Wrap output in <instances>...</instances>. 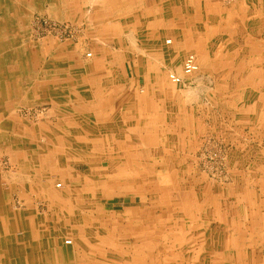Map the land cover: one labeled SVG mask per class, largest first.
Here are the masks:
<instances>
[{"label":"rangeland","instance_id":"1","mask_svg":"<svg viewBox=\"0 0 264 264\" xmlns=\"http://www.w3.org/2000/svg\"><path fill=\"white\" fill-rule=\"evenodd\" d=\"M68 1L64 8L69 10ZM258 1L262 23L256 33L264 39L262 0ZM98 3L99 0H86L83 16L73 19L63 18L58 8L57 16H52L49 5L44 11H34L26 35L29 43L47 41L49 45H65L67 50H76L84 58L92 59L94 45L107 44L102 33L92 35L97 20L101 22L104 18L94 15L93 8ZM185 4L189 6L174 11L175 29L185 27L184 41L196 48H187L182 56L171 54L172 64L159 65L164 76L160 87L174 93L175 104L170 103L169 109L165 108L163 99L155 95L159 83L154 73L151 77L145 71L138 81V58L141 63L146 61L149 71L154 72L158 66L157 55L151 51L152 35L147 33L151 31L148 23L151 24L155 17L145 15L138 16V21L134 16L110 17L113 23L125 24L126 32L122 35L128 51L125 66L128 77L135 80V92L143 99L150 98L139 127L138 108L130 106L124 117L105 118L101 134L109 133L110 137H101L99 141L79 139L78 145H70L58 140L57 133V136L63 134L58 128L44 127L47 134L52 135L51 139L47 137L49 134L41 132L39 124L50 115V105L23 108L16 113L29 128L13 126V131L0 135V171L9 174L6 176L9 182L4 181L3 187L9 189L10 210L17 216V221L22 222L20 228L30 227V216L35 214L34 211L38 216L47 217L53 227L62 221L65 224L64 241L73 239L70 234L73 230L84 228L86 231L92 222L89 224L92 228L100 227L105 231L101 235L106 236V240L97 239V246L105 249L91 255L90 242L79 241L83 248L77 247V250L88 259L87 264H264L262 255L257 253L262 252L260 241H257L260 249L249 247V253L236 255L238 251L232 250L247 246L245 232L236 230L228 239L220 238L226 233L222 217L225 212L227 221L245 222L250 210L245 196L250 193L248 188L250 194L255 192V198L259 195L260 199L264 191V128L261 125L264 113L252 112L248 105L242 106L241 103H247V97L232 96L231 85L239 86L240 80L221 79L227 75L225 72H236L238 63H248L252 57L246 53L244 45L252 44L255 32L250 29L254 17L251 18V11H246L248 16L241 15L243 9L239 0H186ZM256 6L253 2L245 8L252 7L255 12ZM45 20L73 24L74 36L62 39L55 34H42L37 26ZM231 23L233 30L218 32L219 26ZM167 26L169 24L164 23V27ZM217 37L224 41L219 44V49L216 48ZM166 39L173 42L166 43ZM174 43L175 38L171 35L164 37V45ZM202 44L205 48L198 51L197 46ZM221 46L224 47L223 56L216 55V51L222 50ZM118 50L115 48L114 53ZM189 53L197 55L200 71L193 81L189 79L185 84L176 85L167 75L170 71L177 73L179 69L181 75ZM246 84L248 82L244 80L241 85L245 87ZM259 85L263 86L262 82ZM155 99L158 117L154 116L155 111H150L151 100ZM118 124L124 126L118 127ZM24 137L35 141L34 147L47 144L42 150L46 157L37 152L27 160L22 158L23 151L15 152L16 156L12 154V146L18 148L15 140L19 142ZM19 147L23 144L19 143ZM27 162L30 165H26ZM21 164L24 169L19 167ZM103 166L107 168L102 170ZM25 170L27 175L23 174ZM90 188L94 197L89 196ZM73 202L75 206L84 204L82 214L77 209L80 218L69 209ZM87 206L90 207L88 212ZM62 207L65 212L61 213ZM66 212H70L69 215ZM89 212L94 218L86 224L87 217L84 216ZM11 221L15 222L9 215L3 217L1 227L12 230ZM14 246V257L19 261L22 247L19 243ZM68 246H74V243ZM37 255L34 253L29 259L33 260ZM18 261L12 260V264Z\"/></svg>","mask_w":264,"mask_h":264},{"label":"crops","instance_id":"2","mask_svg":"<svg viewBox=\"0 0 264 264\" xmlns=\"http://www.w3.org/2000/svg\"><path fill=\"white\" fill-rule=\"evenodd\" d=\"M5 1L9 2L10 0ZM69 1L68 7L70 8L68 10L64 8L67 6L66 0H56L58 9H60L62 14L61 16L63 18L70 17L72 19L75 18V16H83L86 0ZM185 1L186 0H99V3L93 8L94 15H101L104 16V18L101 22L97 20L95 23L96 20L94 21L96 27H93L92 35L102 33L104 35L103 39L107 41V44L103 46L94 45L95 54L92 59L84 58V56L77 53L76 50H67L65 46H58L54 43L53 45L52 43L49 45L46 43L47 41L30 44L28 36H21L15 38V40L13 39V41L6 46L8 48L6 52H8L9 55L18 50L20 54H23V69H25V71L22 72L24 74H21L19 77H12L10 83H5L9 88L8 95L11 96L12 99L8 101V103L10 102L9 104L0 106L2 117L0 123H4V125L8 124V126L29 128V125L17 116L16 113L23 110V108L31 107V105L41 106L47 104L51 106L50 115L39 124L42 133H44V127L50 129L58 128L63 132L62 137H67L68 139L71 138L74 140L76 137H80L87 141H99L101 137H110L109 133L106 134L103 132L101 134V128L104 126L103 122L105 118L114 119L116 116L122 115L124 117V112H126L127 107L136 106V108H138L139 127L143 115L148 110L146 104H148L147 101H149L150 98L143 99V97L135 92V80L132 79L133 77H128L125 66L128 57L127 47L123 44L122 36L124 32H126L124 28L125 24L123 26L120 22H111V16L116 17V19H118V17L134 16L137 18V21L138 16L150 15L155 17L152 19L151 24L148 23V27L151 28V31L147 33L152 35L153 45L151 46V51L157 55L158 66H155L154 72H152L151 69L149 71L150 66L146 61L144 60L141 63L138 58V81L143 78V72L148 71L151 77L154 73L159 83V85L157 84L158 89H156L157 93L155 95L163 99L162 102L165 104V108L169 109L170 103L175 104L174 93L171 90H167L166 94L164 88L163 91L160 87L164 76L161 74L162 72L159 65L160 63H164V65L172 64L170 59L171 54L177 55L179 51L183 53L189 47L196 48L195 45H191L184 41L183 32L187 31V29L183 30L185 27L180 26L181 28L179 30L175 29L174 11L176 8L188 7L189 5H186ZM239 2L243 9L241 11L243 14L241 15L248 16L245 14L246 11H251V18L254 17V23H251L253 26L250 29L252 33L255 32L252 35V44L244 45L246 47V53H249L252 57L249 58L248 63H238L239 66H236V72L233 70H231L230 73L225 72L227 75L221 77V79L229 78L232 81L240 80L241 84L244 80H247L248 84H246L245 87L241 84L239 86L234 85V83H232V85L230 84L231 90H234L231 91L232 96L247 97V103H241L242 106L248 105L250 110L252 109V112L264 113V39L260 38V33H256L258 32L256 28H261L260 23H262V19L259 16L261 4L258 0H239ZM253 2L257 4L255 12L251 10L252 7L249 9L245 8V6H251ZM15 3V8H9L7 5L0 7V25L5 24L2 23L3 18H5L8 23L9 16H11V22L13 18L16 20V23L14 22L15 24L12 25H18L19 21L24 19V17L28 16V18L31 19V15L34 11H44L48 8V5L50 7V3L47 0H15ZM261 12H263L264 15V0H262ZM187 15L189 16L188 13ZM105 17L107 18L106 20ZM145 23L146 21L143 24ZM164 23L169 24V26L164 27ZM227 26H219L218 28L221 27V29H217L218 32L222 33L223 31L226 32L234 29L233 23L227 24ZM263 33L264 30L262 31V34ZM168 35L175 38V43L173 45H164V37ZM217 39L216 48L219 49V44H223L224 41H219V37H217ZM165 41L166 43L173 42L172 39H166ZM204 45L205 44L197 46L199 47L198 51L205 48ZM227 45L224 47H227ZM10 47L11 49L9 50ZM221 47L222 50L216 51V55L223 56L224 47ZM115 48L119 49L117 54L114 53ZM138 54L140 53L138 52ZM64 66L71 67L74 71H63ZM220 74L223 75L221 71ZM261 82L263 86L259 85ZM237 88L238 90H235ZM136 95H138V99ZM151 102L153 103L150 104V111H155L154 116L158 117V102L156 99L154 101L151 100ZM251 106H253V108ZM254 121L255 120H253V122ZM261 122L264 128V118ZM123 126L122 124H118V127ZM18 137L20 136H16V138ZM23 173L27 175V171H23ZM7 175L9 174L0 171V207L4 209L10 208V199H7L9 189L7 190L3 187V182L8 181L6 178ZM237 186L240 185L237 183ZM248 191L251 193L249 188ZM250 193H246L245 195L248 206L250 207L246 221L243 223L233 220L227 221L228 218L227 220L224 218L227 213L225 212L222 217L224 219L223 224L226 226L224 227V230H226L224 237L226 238H220L228 239L230 233L233 234L236 230L237 232H245L247 246L244 245L240 249L237 248L232 250L238 251L236 255L244 252L249 253L247 252L249 247L251 250H255L256 248L260 249V244L257 242L260 241L262 252L257 253L258 255L261 254L263 257L262 259H264V191L262 199L259 198V195L255 198V192H253V195ZM242 197L244 198V195ZM239 198L240 196H238V199ZM228 212L231 213L232 210ZM249 241L253 242L250 244Z\"/></svg>","mask_w":264,"mask_h":264},{"label":"bare ground","instance_id":"3","mask_svg":"<svg viewBox=\"0 0 264 264\" xmlns=\"http://www.w3.org/2000/svg\"><path fill=\"white\" fill-rule=\"evenodd\" d=\"M47 1L50 3L51 15L57 16V14H56L57 9L56 8H58V6H57L58 4L56 3V0H47ZM3 4H6L9 8H15L16 7L15 0H10L9 2L5 1V0H0V7H2ZM25 7H26V4H25ZM8 19H9L8 20L9 22L7 23V20L5 18H3L2 23H5V24L0 25V106L3 104H9L10 102L8 103V101L9 100L11 101V99H12V97L8 95L9 88L5 83H10L12 81V77H15V76L19 77L21 74H24L22 72L25 71V69H23L24 68V65H23V59H24L23 56L24 55L20 54L18 50H17V52H14L13 54L8 55V52H6V50H8V48L6 46H8V44H10L13 41V39L15 40V38L21 37V36L25 37L26 35L29 34V30H30L29 22L31 20L27 16V17H24V19H22L23 22H22V20H20L18 25H12V24L16 23L15 18H13V20H12L13 23L11 22V16H9ZM10 23H11L12 27H11ZM11 47L9 48V50L11 49ZM183 50H184V48H183ZM32 51H33V49H32ZM9 53H11V52H9ZM179 54H180V56H182V53L180 51H179ZM73 57H74V55H73ZM47 64H49V63H47ZM180 70L181 69H179L177 71V73L180 72ZM63 71H74V69L72 70L71 67L67 68L66 66H64ZM42 84H40V85H42ZM19 98H21V97H19ZM57 100H59V99H57ZM15 102H17V101H15ZM64 106H65V104H64ZM31 107H34V106L31 105ZM1 118L2 117H1V113H0V120H1ZM9 130L13 131L14 130L13 126H8V125H4V124L0 123V135L6 133V131L9 132ZM44 133L47 134L46 129L44 130ZM48 134H47L48 135L47 137L51 139L52 135L50 133H48ZM58 134H59V132L57 133V135ZM57 135H56V137H58V140H61L63 143H68L70 145L71 144L72 145H78L80 143L79 139H82V138L76 137L73 140L71 138L68 139L67 137H62L61 135H59V136H57ZM26 137H28V136H26ZM26 137L22 138V140L20 139L21 141H19V142H18V140H15L17 143V147L19 149L18 148L14 149V146L11 145L13 148H11L10 152L15 155V152L19 153V152L23 151L24 156L22 158H26L27 160L30 158L32 159L33 154H35L37 152H40L44 157H46V154H44L42 152V150H43V148H46V146H48V145L43 144V147H41L40 146L41 144H37L36 145L37 147H34L35 141L28 139L30 137H28V138H26ZM105 142H106V144H110V142H107V141H105ZM19 143H22L23 147H19ZM55 153H57V152L55 151ZM19 156L21 157V155H18L17 157L19 158ZM58 157L61 158L62 156L60 154H58ZM26 165H30V164L27 162ZM37 166H39V165H37ZM19 167H21V169H24L23 164L19 165ZM106 168H107V166H105V167L103 166L102 170H104ZM28 187H30V186H28ZM42 188H44V187H42ZM91 190H92V188H90V192H92ZM89 196L94 197L93 192ZM74 204H76V203H74V202L72 204L70 203L69 209H71L72 212H74V214L76 215L77 218H80L79 217L80 216L79 211H77V209H80L81 210L80 213L82 214L83 210L81 208H82V206H84V204L81 203V204L76 205V206ZM92 206H91V208H92ZM62 208H63V210L61 211V213L65 212V208L64 207H62ZM86 209H87L86 212L90 211L89 206H87ZM13 213L14 212H12L10 210V208H8L6 210V209L0 207V227L3 225V222H2L3 217L8 218V215H9V217L11 219H14V221H15V222H13V221L10 222V224L12 225V230L10 228H8V230H4L3 227H1V229H0V264H8V263L12 264V260L15 262L18 261L14 257L16 252L14 250H12L15 248L14 245L17 243H19L21 245L20 247H22L20 259H19L17 264H19V263L20 264H87V263H89V262H87L88 259L86 257L81 256L80 252L77 250L78 249L77 247H81L80 246L81 243L79 241H81V242L86 241V243L90 242V245L88 243V246L90 247L89 250H90L91 255L96 253V251H98L99 249H101L102 252L105 249L101 245H99V247L97 246V243H98L97 239L106 240V238H105L106 236L101 235L103 232H105L104 229H102L100 227H99V229H98V227L92 228V226L89 225V224H92V222L89 223V221L91 220V218L94 215L91 212L87 213V215L84 216V217H87V219L84 221V223H86V224L89 223L87 228H86V231H84L85 230L84 228H80L79 231H75V230L70 228L69 229L70 231L73 230L70 234L73 236L74 240L73 239H65L64 241H63V237L65 234L63 232V228H65V224L62 223V221H60L56 227L55 226L53 227V223H50V220L47 217L40 216V215L38 216L36 214V212L33 211V213H35V214L33 216H30V227L26 228L24 230V228L19 227V225L22 222L17 221V218H16L17 216L16 215L14 216ZM69 213L70 212H66V214H68V215H69ZM97 215H100V213L98 212ZM61 220H63V219H61ZM48 228H50V230L46 231V229H48ZM21 229H23V230L21 231ZM17 231L18 232L20 231V233L19 234L16 233ZM109 240H110V238H109ZM73 243H74V246H68V245H71ZM81 248H83V247H81ZM86 249H88V247H86ZM89 250H87V252ZM110 252H108V254ZM34 253H38L39 256L38 255H37V257L33 256V260H30L29 257L31 255H33Z\"/></svg>","mask_w":264,"mask_h":264},{"label":"built area","instance_id":"4","mask_svg":"<svg viewBox=\"0 0 264 264\" xmlns=\"http://www.w3.org/2000/svg\"><path fill=\"white\" fill-rule=\"evenodd\" d=\"M38 31L44 33H51L55 34L56 36L66 39L68 37H73L75 34V30H73L72 27H75L73 24L63 23V22H57V21H51V20H45L44 22H38ZM88 54V56H90ZM182 74H178L175 72H169L168 77L169 80L176 84L181 85L185 84L186 81H193L194 75L199 73L200 71V65L198 61V57L195 53H189L183 62L182 66Z\"/></svg>","mask_w":264,"mask_h":264}]
</instances>
